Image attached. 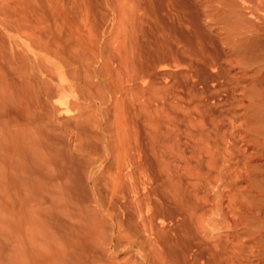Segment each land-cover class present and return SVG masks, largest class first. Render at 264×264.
<instances>
[{"label":"bare ground","instance_id":"1","mask_svg":"<svg viewBox=\"0 0 264 264\" xmlns=\"http://www.w3.org/2000/svg\"><path fill=\"white\" fill-rule=\"evenodd\" d=\"M1 212L0 264H264V0H0Z\"/></svg>","mask_w":264,"mask_h":264},{"label":"rangeland","instance_id":"2","mask_svg":"<svg viewBox=\"0 0 264 264\" xmlns=\"http://www.w3.org/2000/svg\"><path fill=\"white\" fill-rule=\"evenodd\" d=\"M62 110H64V109H62ZM145 142H146V141H145ZM5 214H7V213H5ZM0 215L4 216L2 212H1ZM7 215H8V214H7ZM2 216H1V217H2ZM1 217H0V218H1ZM5 231H6V230H5ZM4 233H7V232H4ZM7 234H8V233H7ZM7 234H5V236L2 235L3 237L0 236L1 238H3V242H2V241H0V242L2 243V245H5V244H6V245L8 246V247H6V249L9 248L8 250H10V251L6 250L5 253H7V252L13 253V250H12V247H13V246H10V245H9V244L12 245V243H10V241L7 240V239H8V235H7ZM0 235H1V234H0ZM4 238H5L6 242L4 241ZM8 241H9V243H8ZM6 245H5V246H6Z\"/></svg>","mask_w":264,"mask_h":264}]
</instances>
